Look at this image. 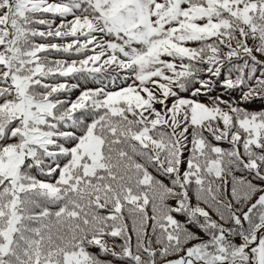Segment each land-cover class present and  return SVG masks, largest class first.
<instances>
[{"label": "snow or ice", "instance_id": "6c2138e0", "mask_svg": "<svg viewBox=\"0 0 264 264\" xmlns=\"http://www.w3.org/2000/svg\"><path fill=\"white\" fill-rule=\"evenodd\" d=\"M0 264H264V0H0Z\"/></svg>", "mask_w": 264, "mask_h": 264}, {"label": "trees", "instance_id": "16d2710c", "mask_svg": "<svg viewBox=\"0 0 264 264\" xmlns=\"http://www.w3.org/2000/svg\"><path fill=\"white\" fill-rule=\"evenodd\" d=\"M88 86H89V87H92V86H94V85L89 84ZM75 95H78V93H74V94H73V98L75 97ZM252 107L259 108V107H261V104H260V102H257V103H256L255 105H253Z\"/></svg>", "mask_w": 264, "mask_h": 264}]
</instances>
